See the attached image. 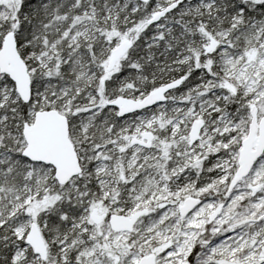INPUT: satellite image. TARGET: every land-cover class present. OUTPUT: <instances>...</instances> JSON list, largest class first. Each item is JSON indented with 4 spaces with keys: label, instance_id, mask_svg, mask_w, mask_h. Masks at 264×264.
Here are the masks:
<instances>
[{
    "label": "snow or ice",
    "instance_id": "1",
    "mask_svg": "<svg viewBox=\"0 0 264 264\" xmlns=\"http://www.w3.org/2000/svg\"><path fill=\"white\" fill-rule=\"evenodd\" d=\"M0 264H264V0H0Z\"/></svg>",
    "mask_w": 264,
    "mask_h": 264
}]
</instances>
